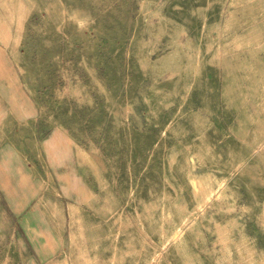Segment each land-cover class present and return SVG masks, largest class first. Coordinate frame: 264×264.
<instances>
[{"label":"rangeland","instance_id":"rangeland-1","mask_svg":"<svg viewBox=\"0 0 264 264\" xmlns=\"http://www.w3.org/2000/svg\"><path fill=\"white\" fill-rule=\"evenodd\" d=\"M0 43V264H264V0H0Z\"/></svg>","mask_w":264,"mask_h":264},{"label":"crops","instance_id":"crops-1","mask_svg":"<svg viewBox=\"0 0 264 264\" xmlns=\"http://www.w3.org/2000/svg\"><path fill=\"white\" fill-rule=\"evenodd\" d=\"M4 49L0 43V147H2L1 142L20 139L16 134L22 133V128L30 119V112L33 109L23 95L18 75H15L10 69V63L4 55ZM10 186L8 185V187ZM3 187L8 188L4 184ZM15 203L13 204L17 209L14 208L13 211L16 214L27 215L29 213L30 204L27 198L22 197L20 202Z\"/></svg>","mask_w":264,"mask_h":264},{"label":"bare ground","instance_id":"bare-ground-1","mask_svg":"<svg viewBox=\"0 0 264 264\" xmlns=\"http://www.w3.org/2000/svg\"><path fill=\"white\" fill-rule=\"evenodd\" d=\"M207 188V187H206ZM208 190V189H207Z\"/></svg>","mask_w":264,"mask_h":264}]
</instances>
